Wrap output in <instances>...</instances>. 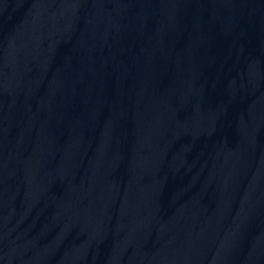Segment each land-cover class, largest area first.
<instances>
[{"label": "water", "instance_id": "95a60500", "mask_svg": "<svg viewBox=\"0 0 264 264\" xmlns=\"http://www.w3.org/2000/svg\"><path fill=\"white\" fill-rule=\"evenodd\" d=\"M0 264H264V0H0Z\"/></svg>", "mask_w": 264, "mask_h": 264}]
</instances>
